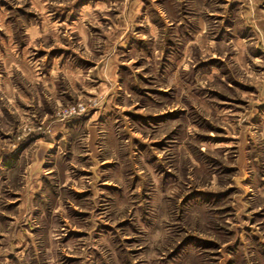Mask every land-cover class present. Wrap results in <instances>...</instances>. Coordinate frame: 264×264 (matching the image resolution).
Here are the masks:
<instances>
[{"label":"rangeland","instance_id":"1","mask_svg":"<svg viewBox=\"0 0 264 264\" xmlns=\"http://www.w3.org/2000/svg\"><path fill=\"white\" fill-rule=\"evenodd\" d=\"M0 264H264V0H0Z\"/></svg>","mask_w":264,"mask_h":264}]
</instances>
